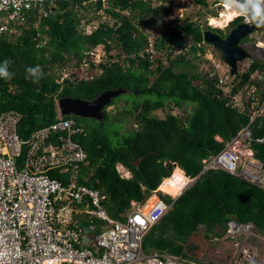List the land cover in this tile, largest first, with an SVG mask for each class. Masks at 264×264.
<instances>
[{
  "label": "trees",
  "instance_id": "obj_1",
  "mask_svg": "<svg viewBox=\"0 0 264 264\" xmlns=\"http://www.w3.org/2000/svg\"><path fill=\"white\" fill-rule=\"evenodd\" d=\"M194 1L207 5L206 0ZM152 2L52 0L47 15L38 18L33 10L17 30L0 33V65L9 60L8 72L13 74L10 80L0 77V112L21 113L17 131L22 136L56 120L60 97L89 100L116 87L132 93L111 100L109 105L121 109L118 115L105 106L97 126L81 125L83 130L73 136L86 154L77 181L104 194L102 205L114 218H121L132 200L143 205L162 178L170 175L173 163L186 175L196 176L202 158L218 152L223 141L249 122L252 100L247 96L257 95L261 86L252 74L264 71V60L252 57L243 71L237 68L231 75L229 90L224 91L214 67L201 68L208 62L205 49L217 50L204 41V24L171 14L174 0ZM242 19L235 17L225 32L205 27L224 34ZM94 20L97 24L87 31L84 24ZM150 43L153 54L144 50ZM99 44L105 53L94 62L91 51ZM82 59L86 73L78 69ZM67 65L78 70L57 82ZM36 66L41 69L38 79L26 71ZM251 82L254 92L249 90ZM239 92L238 103L234 97ZM119 101L124 105L118 106ZM174 108H182L183 114L174 113ZM249 129L252 138L263 136L264 116L256 117ZM250 147L264 167V143L251 141ZM117 163L130 171L129 178L120 176ZM159 194L169 208L145 234V252L192 257L197 245L187 247L189 237L201 231L207 239L218 235L231 217L251 222L264 233V188L226 171H204L175 200Z\"/></svg>",
  "mask_w": 264,
  "mask_h": 264
},
{
  "label": "built area",
  "instance_id": "obj_2",
  "mask_svg": "<svg viewBox=\"0 0 264 264\" xmlns=\"http://www.w3.org/2000/svg\"><path fill=\"white\" fill-rule=\"evenodd\" d=\"M51 5L52 0H0V33L17 30L33 10L38 18L47 15ZM97 49L91 51L94 62L103 55ZM146 51L154 53L151 44ZM85 64L82 59L79 71L86 73ZM75 69L63 67L57 82ZM219 83L229 90L224 79ZM249 90L254 92L255 86ZM239 93L234 97L238 103ZM249 107V122L221 150L202 159V171L220 169L264 188V168L250 148L251 141L264 143V136L252 138L249 130L250 123L264 115V94ZM20 117L17 110L0 112V264H209L203 250L192 257L143 250L145 234L169 208L159 189L153 191L156 199L149 207L131 201L121 218L108 215L101 202L105 195L77 181L86 154L73 137L83 127L72 117L60 114L25 136L17 131ZM121 176L130 173L123 170ZM185 177L178 192L171 194L174 199L193 181ZM224 232L219 242L229 248L225 264H264V235L250 223L231 219Z\"/></svg>",
  "mask_w": 264,
  "mask_h": 264
},
{
  "label": "clouds",
  "instance_id": "obj_3",
  "mask_svg": "<svg viewBox=\"0 0 264 264\" xmlns=\"http://www.w3.org/2000/svg\"><path fill=\"white\" fill-rule=\"evenodd\" d=\"M214 1V0H213ZM212 1V2H213ZM175 2V1H174ZM174 2H173V7H174ZM5 3H7V0H5ZM213 4H214V9H215V14L213 13V15H211V16H209L207 19H208V22L206 23V25L207 26H209V27H211V28H216V27H220V29L223 31V32H225V29H226V27L228 26V23L229 22H231L235 17H237V16H242L243 17V19H242V21L241 22H239L238 24H240V23H247V24H251V23H256V24H260L261 25V27L259 28V29H263L264 28V0H219V2H213ZM218 7H219V9L221 8V10L220 11H223V9H225V12L224 13H221L220 14V19L221 20H224L225 19V15H226V20H225V22L224 23H220L219 21H218V19L215 17V16H217L216 14H217V11H218V13H219V10H218ZM238 9L239 10V13H237V12H235V11H233V9ZM246 17H248L249 18V21H246ZM236 26V25H235ZM234 26V27H235ZM92 28H94V27H92ZM92 28H90L89 30H87V31H90ZM233 28V27H232ZM231 28V29H232ZM230 29V30H231ZM204 30H210V31H212V32H214L213 30H211V29H208L207 27H205L204 25H203V29H202V35H203V31ZM254 30H256V29H254ZM229 32V31H228ZM227 32V33H228ZM226 33V34H227ZM251 33V32H250ZM249 34V33H248ZM247 34V35H248ZM246 35V36H247ZM245 36V37H246ZM262 38H264V35H262L261 36V38L260 37H258V38H252V39H250V40H246L245 42L243 41V42H240L241 41V39L239 40V45H241L244 49H246V51L248 52V56H246L245 58H243L242 60H239V61H237V65H236V72H237V68H238V65H239V62L240 61H243V60H245L246 58H249V57H251L252 55L249 53V51L247 50V48H245L244 47V44L246 45H248V44H250V46H252L253 47V50H255V49H257V48H259L260 50H261V52L263 53V55H261V56H252L253 58H259V59H263L264 60V41L262 40ZM151 44V43H150ZM152 45V44H151ZM101 48L102 50H103V55H102V57L104 56V53H105V51H104V46L102 45V44H99V45H97L95 48ZM251 47V48H252ZM94 48V49H95ZM147 48V47H146ZM146 48L144 49L145 51H146ZM152 48H153V46H152ZM94 49H93V51H94ZM217 52H219L220 53V55H222V53L217 49L216 50ZM101 57V58H102ZM222 58H223V55H222ZM223 60H224V58H223ZM252 60V59H251ZM250 60V61H251ZM249 61V62H250ZM224 62H225V60H224ZM10 63V61L9 60H7V59H5V61L3 62V64L2 65H0V77H3L4 79H6V80H10L11 78H12V76H13V74L12 73H9L8 72V64ZM226 63V62H225ZM226 65H227V63H226ZM68 66V65H67ZM228 66V65H227ZM65 67V66H64ZM70 67V66H69ZM76 69L75 70H77V67H75ZM74 70V71H75ZM26 71L30 74V76H32V77H36L37 79H38V76H39V74L41 73V69L39 68V66H36V67H29V68H27L26 69ZM73 71V70H72ZM241 71H243V70H241ZM235 72V73H236ZM234 73V74H235ZM228 74H229V76L231 77V75H234V74H231L230 73V67L228 66ZM261 75L262 76V78L261 79H257V75ZM252 77L254 78V79H256L258 82L256 83V84H261V86H260V88H258L259 90H258V94L256 95L255 94V96H256V98H253V99H251L250 97H248V99H251L252 101H255L256 99H257V101H258V97H261V95H263L264 94V71L263 72H258V71H254L253 72V74H252ZM222 79H223V77H222ZM226 81V80H225ZM35 82V81H34ZM229 81H226V84L228 85V87H229V83H228ZM254 86H255V91H256V85L254 84V82H251ZM250 87V86H249ZM238 94V93H237ZM237 94H236V96H237ZM119 96V95H118ZM241 96V95H240ZM57 100L58 99H56V109L57 110H59L58 109V106H57ZM110 104V103H109ZM109 104L108 105H106V107L107 106H109ZM103 110H104V108H103ZM262 116H264V115H262ZM261 116V117H262ZM260 117V116H259ZM251 118V117H250ZM250 130V129H249ZM264 136V135H263ZM216 137H219V136H216ZM260 137V136H259ZM220 139H221V137H219ZM218 140V139H217ZM226 141H223V143H225ZM251 148V147H250ZM252 149V148H251ZM221 150V149H220ZM252 151H253V149H252ZM217 153V152H216ZM215 154V153H214ZM211 155V154H210ZM253 156H254V152H253ZM208 157V156H207ZM255 157V156H254ZM204 158H206V157H204ZM256 158V157H255ZM203 159V158H202ZM257 159V158H256ZM261 162V161H260ZM201 163H202V160H201ZM175 164V165H174ZM261 164H262V162H261ZM116 165H118L119 166V169H117L116 168V170L120 173V176H121V172L123 171V170H126V171H129L127 168H125L122 164H120V163H117ZM173 166V168H172V171H171V173H170V175L172 174V172H173V170L175 169V168H178L182 173H183V175L184 176H189V175H186L185 173H184V171L181 169V168H179L178 166H177V164L176 163H173L172 164ZM263 166V165H262ZM264 168V167H263ZM202 169H203V164H202V166H201V170H200V172L196 175V176H194V177H191V178H193V181L195 180V178L196 177H198L201 173H203L204 171H206V170H204V171H202ZM209 170V169H208ZM129 173H130V171H129ZM169 175V176H170ZM130 176H131V173H130ZM129 176V177H130ZM122 177H124V176H122ZM129 177H124V178H129ZM168 177V176H167ZM164 178H166V177H164ZM164 178H162V180L164 179ZM161 180V181H162ZM192 181V182H193ZM191 182V183H192ZM160 184V183H159ZM159 186V185H158ZM157 186V187H158ZM157 189V188H156ZM154 191V190H153ZM153 191L151 192V194L147 197V199H146V201H145V203L144 204H146V202L149 200L148 198L149 197H151L152 195H155L154 193H153ZM159 193H165V192H161L160 190H159V192H158V194ZM165 194H169V193H165ZM160 195V194H159ZM170 196H171V194H169ZM179 196V195H178ZM177 196V197H178ZM161 197V196H160ZM172 197V196H171ZM176 197V198H177ZM175 198V199H176ZM172 199L173 200H175L174 199V197H172ZM133 201V200H132ZM166 203V202H165ZM167 204V203H166ZM231 219H235L236 221H238V222H241V221H239L237 218H235V217H231L230 219H228L227 220V222L229 221V220H231ZM227 222H226V225H227ZM242 223H250L251 225H252V228H253V230L254 231H256V232H258V233H260V234H262V235H264V233H263V231L262 230H260V229H258L257 227H255V225H253V223H251V222H242ZM226 228V227H225ZM225 228H221V230L219 231V234L218 235H211L210 236V238H206V237H204L205 238V240H208V241H215L216 243H217V245H214V246H217V251H221V252H223L224 251V253H223V255H222V257H221V259H222V261H217V258H216V255L214 254V252H213V247H206V246H199V245H197L191 252H192V254H194V252H196L197 250L198 251H200V250H203V251H205V255L208 257V259L207 260H209V264H225V261H224V256H225V254L229 251V248L226 246V244L225 243H223V242H219V238L221 237V236H223V234H225ZM194 235V234H193ZM192 236V235H191ZM191 236L189 237V239H191ZM195 236V235H194ZM189 239H188V241H187V247H188V245H190L192 242L191 241H189ZM186 247V251L188 250V248ZM172 254V253H171ZM177 255V254H176Z\"/></svg>",
  "mask_w": 264,
  "mask_h": 264
},
{
  "label": "water",
  "instance_id": "obj_4",
  "mask_svg": "<svg viewBox=\"0 0 264 264\" xmlns=\"http://www.w3.org/2000/svg\"><path fill=\"white\" fill-rule=\"evenodd\" d=\"M179 4L180 0H176L174 7H178ZM260 27L261 25L256 23H240L229 30L225 37H220L217 33L210 30H204L203 39L222 53L225 62L230 67V73L234 74L236 72L237 61L249 55L246 49L239 45V40L254 29H259ZM128 91V88L122 87L106 88L89 100L79 97L63 96L58 98L57 106L61 115L90 117L100 121L104 114L103 108L113 98Z\"/></svg>",
  "mask_w": 264,
  "mask_h": 264
},
{
  "label": "rangeland",
  "instance_id": "obj_5",
  "mask_svg": "<svg viewBox=\"0 0 264 264\" xmlns=\"http://www.w3.org/2000/svg\"><path fill=\"white\" fill-rule=\"evenodd\" d=\"M162 0H153V5L155 4H158V3H161ZM176 1V0H174ZM213 0H206L207 2V5L206 6H200L198 5L194 0H180V4L178 7H172L171 9V14H177L179 15V17H181V19H184V18H189L191 20H200L198 21L199 23H201L202 25L205 24L208 22V17L213 15V13L215 14V9H214V4L212 2ZM199 8V10H198ZM202 9V10H200ZM218 10H219V13L217 11V16H215L218 21L220 23H224L225 22V19L224 20H221L220 19V14L222 13L221 8L219 9L218 7ZM237 11V13H239L238 9H235L234 8V11ZM203 11H205L206 13H204ZM201 13L198 14V13ZM167 18H170V14H168L166 16ZM86 17H84L83 20H85ZM199 18V19H198ZM97 24V20H94L92 23H90L89 25L88 24H84V28L86 30H89L90 28L94 27L95 25ZM216 28H220V27H216ZM222 29V28H221ZM161 33V30L160 29H157L155 30V34L159 35ZM264 35V28L263 29H256V30H253L251 33H249L247 35V40H250L252 38H258L261 36ZM245 38V39H246ZM262 40L264 41V38H262ZM244 42L246 40H243ZM244 47L247 48V50L249 51V53L253 56H261L263 55V53L261 52V50L259 48L253 50V47L250 46V44H244ZM252 47V48H251ZM97 51H103L101 48L97 49ZM203 56L205 59L208 60V62H205L202 64L201 68H209V67H214V71H216L219 75H221L223 77L224 80L226 81H230L231 77L229 76L228 74V66L226 65V63L224 62L222 56L220 55L219 52H217L216 50L212 49L211 47L205 49L204 53H203ZM252 56L249 57V58H246L245 60L243 61H240L239 62V66H238V69L240 70H244L248 65H249V61L252 59ZM240 67V68H239ZM198 70H200V68H198ZM239 71V70H238ZM132 93H122L120 95L119 98L118 97H115L114 100H116V102L118 100H123V97H130ZM241 92L239 93V96H240ZM121 98V99H120ZM124 105V101H119L118 102V106H123ZM106 110H112L111 113L113 115H116L118 112H120V108H116L115 105H109L106 107ZM159 112V111H158ZM173 112L174 113H178L179 115L183 114L182 113V108H174L173 109ZM118 115V114H117ZM161 115V114H160ZM60 117V114L58 113L56 115V119H58ZM69 117H72V115ZM73 118L82 126L84 127H90V126H97V121L96 119L94 118H90V117H82V116H75L73 115ZM131 121H132V118H131ZM131 123H128V126H130ZM150 199V198H149ZM221 228L218 229V231H220ZM195 235V234H194ZM197 235V234H196ZM202 236H203V233H202ZM202 236L201 234L200 235H197L191 239H189V241L191 242H194V241H197L198 240H202Z\"/></svg>",
  "mask_w": 264,
  "mask_h": 264
},
{
  "label": "bare ground",
  "instance_id": "obj_6",
  "mask_svg": "<svg viewBox=\"0 0 264 264\" xmlns=\"http://www.w3.org/2000/svg\"><path fill=\"white\" fill-rule=\"evenodd\" d=\"M224 12H225V9H223L222 13ZM235 12L237 11L235 10ZM226 15H225V20H226ZM185 181H186V177L183 175V173L178 168H175L170 176L164 178L160 182L158 187L160 190H163L164 192H168L169 194L175 195L178 192L182 183ZM155 199H156V196L152 195L150 199L146 202V205H145L146 208L149 207L155 201Z\"/></svg>",
  "mask_w": 264,
  "mask_h": 264
},
{
  "label": "crops",
  "instance_id": "obj_7",
  "mask_svg": "<svg viewBox=\"0 0 264 264\" xmlns=\"http://www.w3.org/2000/svg\"><path fill=\"white\" fill-rule=\"evenodd\" d=\"M202 233H203V236H202ZM200 234L202 236V240H198V242L197 241H194L192 243L193 244H196V245H199V246L213 247V252L216 255L217 261H222L221 257L223 255L224 251L221 252V251H217L216 250L217 249V246H214V245H217V243L215 241L205 240V238H204L205 236H204V232L203 231L199 232L197 235H200ZM197 235L195 234V236H197ZM195 236L192 235L191 238H193Z\"/></svg>",
  "mask_w": 264,
  "mask_h": 264
},
{
  "label": "flooded vegetation",
  "instance_id": "obj_8",
  "mask_svg": "<svg viewBox=\"0 0 264 264\" xmlns=\"http://www.w3.org/2000/svg\"><path fill=\"white\" fill-rule=\"evenodd\" d=\"M215 33H217L220 37H225L226 33L221 34L220 32L214 31Z\"/></svg>",
  "mask_w": 264,
  "mask_h": 264
}]
</instances>
